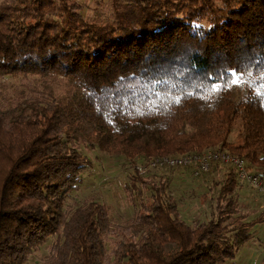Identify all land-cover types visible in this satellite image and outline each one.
Segmentation results:
<instances>
[{"label": "trees", "instance_id": "1", "mask_svg": "<svg viewBox=\"0 0 264 264\" xmlns=\"http://www.w3.org/2000/svg\"><path fill=\"white\" fill-rule=\"evenodd\" d=\"M215 149L264 182V0H0V264H226L264 225L234 167L188 219L192 165L136 170ZM95 152L122 219L71 200Z\"/></svg>", "mask_w": 264, "mask_h": 264}, {"label": "rangeland", "instance_id": "2", "mask_svg": "<svg viewBox=\"0 0 264 264\" xmlns=\"http://www.w3.org/2000/svg\"><path fill=\"white\" fill-rule=\"evenodd\" d=\"M94 155L95 157L91 155V168L82 172L84 182L72 195L71 200L80 202L85 197H92L108 204L112 209L114 218L122 219L128 215L129 208L124 203L119 189L120 173L117 166L120 160L102 158L98 152H95ZM184 176L185 178L181 180L173 181L172 189L177 195L181 194L184 215L188 219V217L202 209L197 204L196 196L204 187L203 182L189 174V171ZM242 185L245 184L241 183L239 186V196L242 201L248 200V198L253 199L254 195H259L249 186L245 185L246 187H243ZM260 196L261 201H264V195ZM250 204L256 211L261 208L258 207L256 202ZM256 228L257 240L241 246L237 251L236 257L226 264H259V259L264 254V225Z\"/></svg>", "mask_w": 264, "mask_h": 264}, {"label": "built area", "instance_id": "3", "mask_svg": "<svg viewBox=\"0 0 264 264\" xmlns=\"http://www.w3.org/2000/svg\"><path fill=\"white\" fill-rule=\"evenodd\" d=\"M210 162L231 164L236 176L243 184L249 186L258 194L264 195V182L262 178L254 173L247 171L243 160L222 150H206L198 154H182L175 156H161L150 160L147 164H137L136 170L143 172L147 167L155 165H165L167 167H183L192 165L191 175L198 177L200 173L207 172Z\"/></svg>", "mask_w": 264, "mask_h": 264}, {"label": "crops", "instance_id": "4", "mask_svg": "<svg viewBox=\"0 0 264 264\" xmlns=\"http://www.w3.org/2000/svg\"><path fill=\"white\" fill-rule=\"evenodd\" d=\"M185 173H187V171H185L182 174H178V176H175L174 177V180H181V179L185 178V176H184ZM189 174H191V173L189 172ZM242 186L243 187H246L245 185H242ZM248 202H250V203H255L256 202V204L258 205V207H264V201H261V196L260 195H254L253 199H249L248 198Z\"/></svg>", "mask_w": 264, "mask_h": 264}, {"label": "snow or ice", "instance_id": "5", "mask_svg": "<svg viewBox=\"0 0 264 264\" xmlns=\"http://www.w3.org/2000/svg\"><path fill=\"white\" fill-rule=\"evenodd\" d=\"M235 75V74H234ZM232 83L235 84L237 83V81L235 79L232 80Z\"/></svg>", "mask_w": 264, "mask_h": 264}]
</instances>
